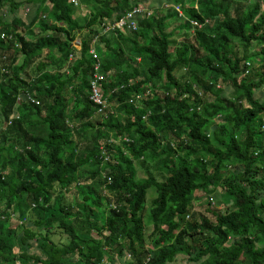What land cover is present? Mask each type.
<instances>
[{
  "label": "trees",
  "instance_id": "obj_1",
  "mask_svg": "<svg viewBox=\"0 0 264 264\" xmlns=\"http://www.w3.org/2000/svg\"><path fill=\"white\" fill-rule=\"evenodd\" d=\"M157 1L135 31L98 37L110 102L97 113L89 47L100 24L146 0H77L76 17L70 0H0L11 36L0 38V264H114L126 252L125 264H264V0ZM172 6L184 18L169 30ZM27 91L38 105L17 101ZM81 185L91 206L67 199ZM219 187L224 210H193ZM15 211L30 216L11 224Z\"/></svg>",
  "mask_w": 264,
  "mask_h": 264
},
{
  "label": "rangeland",
  "instance_id": "obj_2",
  "mask_svg": "<svg viewBox=\"0 0 264 264\" xmlns=\"http://www.w3.org/2000/svg\"><path fill=\"white\" fill-rule=\"evenodd\" d=\"M16 1H24V0H16ZM25 5V4H24ZM157 5H158V1L157 0H150V2L147 4V6L145 7V8H150V7H157ZM197 5H198V3H196V7H197ZM9 5L7 4L6 5V8H5V10L3 11V13H4V16H5V19H6V21L7 22H10L11 20H12V13L10 12V10H9V8H7ZM198 6H200V5H198ZM25 7H27V5H25V6H22V5H20V6H18V8H17V10H16V15H18L19 17H21V18H23V20H24V22H28L29 21V19H30V17H31V13H30V11H27V12H25ZM173 7V6H172ZM176 6H174L173 8H175ZM29 9H30V7H29ZM151 9V8H150ZM169 10V8H167V7H165V8H161V11H162V13H165L166 11H168ZM79 12H80V14L82 15V13L84 12H87V10H83L82 9V7H81V5H79V3H76V5H75V9L73 10V15H74V17H76V16H79ZM30 13V14H29ZM161 13V12H160ZM44 18H46L44 15H43V19ZM184 18V17H183ZM183 18H182V15H179L178 16V18H177V20H176V17H175V15H174V19L173 20H169L170 21V23H169V30L170 29H173V28H175V27H177V24H180V23H182V20H183ZM40 19H42V17L40 18ZM211 23V22H210ZM212 24V23H211ZM34 25H36V24H34ZM18 27H19V24H18ZM137 29V28H136ZM30 30L31 31H33V33H35L34 32V29H31L30 28ZM37 29H35V31H36ZM133 31H135V30H133ZM128 31H125V32H122V33H127ZM176 33L177 34H175L174 35V37H175V42H176V44H175V46L177 45V46H179L180 44H181V41L182 40H185L184 38L186 37V35L184 34V31L179 27V28H177V30H176ZM80 39V37L78 36L77 38H76V40H79ZM258 49H260V46H259V44H256L255 45V48H254V51H258ZM97 54H98V56H99V51L97 50ZM6 59V58H5ZM20 60H21V57L19 58ZM258 59V60H257ZM255 61H254V65H255V67H257V68H259V67H261L262 66V64L261 63H263L264 64V59L262 60V58H257ZM262 68V67H261ZM255 96L256 97H259V98H264V86L262 87V88H260V89H257L256 91H255ZM19 116V114H16V116ZM33 118V117H32ZM215 122L217 121L216 120V118H215V120H214ZM138 163V162H137ZM83 172V170H79V174H81V178H80V181L81 182H84V181H86V175L84 174V172ZM138 175H139V177H143V175H144V172H140L139 171V173H138ZM84 186V185H83ZM83 186L81 185L80 186V188H74L68 195H67V199L68 200H75V201H77L80 205H82V204H85V205H87V206H91L90 205V201L87 199V200H83L82 199V194H81V189L83 188ZM97 191H99V189H97ZM219 191H222V188L221 187H219L218 189H217V191H216V193H215V195H214V193L212 194V197L213 198H215V199H213V201H212V203L211 204H208V202H207V200H208V196L207 195H202V196H200L199 198H195L194 199V201H193V205H194V208H193V210H196V212H202L203 211V209L205 208V207H207V206H209L210 207V209L211 210H215V211H219V210H224L225 209V207H226V205L224 204L225 203V201H223V200H219L218 198H217V194L219 193ZM155 196V190H154V188L153 187H151V188H149V190H148V193H147V196H146V202H145V206L148 208V210H146V213H145V215H144V217H143V220H144V222H145V224H146V227H145V234L146 235H149V233L151 232V230H152V225L151 224H148V218H147V214H148V212H149V207H150V199L151 198H153ZM74 202V201H73ZM227 203V202H226ZM87 208V207H86ZM93 209V212H94V216L93 217H91V219L95 222V223H100V212H98V210L96 209V208H92ZM213 212V211H212ZM212 212H208V216L210 217V218H212V219H214L215 218V216H214V214H212ZM18 213H17V211H15L14 213H13V215H12V218H11V224H17V223H20L23 219H25V218H27V217H29V216H26V217H24L23 219H21V218H18ZM188 218V217H187ZM104 232H106V231H104ZM94 234H96V233H94ZM51 237L54 239V240H56V241H59V240H62L63 239V237H64V234H62V233H59L58 231H56V232H54L53 233V235H51ZM95 238V237H94ZM232 241H233V239L231 238L230 239V241H229V244H231L232 243ZM113 256H114V264H125L126 263V261L128 262V258L130 257L129 256V254L126 252L125 253V255H117L116 253H113L112 254ZM104 260L105 259H103L102 261H101V264H103L104 263ZM170 264H185V260L183 259V257L182 256H178L174 261H172Z\"/></svg>",
  "mask_w": 264,
  "mask_h": 264
},
{
  "label": "built area",
  "instance_id": "obj_3",
  "mask_svg": "<svg viewBox=\"0 0 264 264\" xmlns=\"http://www.w3.org/2000/svg\"><path fill=\"white\" fill-rule=\"evenodd\" d=\"M74 4L77 3V0H71ZM175 10L178 11L179 15L181 14V11L175 7ZM145 13L146 15H149L151 13L150 8H145L143 4L138 3L132 9L127 10L122 14L119 18L114 19L112 21H105L102 24H100V32L94 37L92 44L89 48V53L92 56L93 59V66H92V74L89 79V99L100 108V111H103V109L106 107V101L107 99L103 97V86L102 81H105V75L101 71V61L98 57V54L93 46L94 42L97 41L98 37L104 34H109L110 32H113L114 34H117V30L121 32L125 31H133L137 28V17L139 14ZM189 23L193 26H200V24L195 20H189ZM10 36H6L5 33H0V38L5 39ZM76 46L79 47V44H76ZM248 67L251 66V63L249 61L246 62ZM248 71V69L246 70ZM26 97L29 98L33 103L38 104L39 101L35 98H31L32 96L29 94H26ZM130 102L133 100L130 99ZM264 128V126H263ZM188 217V216H187Z\"/></svg>",
  "mask_w": 264,
  "mask_h": 264
},
{
  "label": "clouds",
  "instance_id": "obj_4",
  "mask_svg": "<svg viewBox=\"0 0 264 264\" xmlns=\"http://www.w3.org/2000/svg\"><path fill=\"white\" fill-rule=\"evenodd\" d=\"M70 2H71V0H70ZM146 2H147V4L150 2V0H146ZM31 9H29V6H27V7H25V12H27V11H30ZM45 16V15H44ZM31 17H32V14H31ZM31 17H30V19H31ZM40 20V19H39ZM101 35V34H100ZM10 36V35H9ZM78 37V36H77ZM76 37V38H77ZM7 38H11V36L10 37H7ZM76 38L74 39V41L72 42V44H73V46L76 48V50H79L80 48H81V39H79V40H76ZM4 39V38H3ZM94 39V38H93ZM95 43L96 42H94V44H93V46H94V48H95ZM76 44H79V47L78 46H76ZM92 44V43H91ZM91 46V45H90ZM90 48V47H89ZM95 50H96V48H95ZM96 52H97V50H96ZM69 57L71 58V57H73V55H71V54H69ZM99 58H100V61H101V57H100V55L98 56ZM250 62V61H249ZM251 63V65H253L252 64V62H250ZM101 64H102V61H101ZM248 67V66H247ZM249 68V67H248ZM54 70V69H53ZM53 70H50V71H53ZM249 71V70H248ZM44 72V71H43ZM43 72H41L40 74H43ZM92 74V73H91ZM91 74H90V76H91ZM102 86H103V84H102ZM89 89H90V85H89ZM26 94H28V96H29V94L32 96L31 98H35V99H37L38 101H39V103H40V98H38L37 96H36V92L35 91H32V92H30V91H27V92H25L24 94H19L18 96H17V101H19V100H22V99H29V98H27L26 97ZM103 97L104 98H106L107 99V101H106V105H107V103H109L110 101L108 100V97H107V95H104V91H103ZM38 103V104H39ZM18 104V103H17ZM33 104H36V103H33ZM38 104H36V105H38ZM93 105L97 108L96 109V112L98 113V112H105L104 110L103 111H100V108L97 106V105H95L94 103H93ZM15 114H18V112H15ZM100 115H102V116H104L103 114H101L100 113ZM105 118H106V116H104ZM14 118H18V115L16 116H10V118L7 120V124H10L13 120H14Z\"/></svg>",
  "mask_w": 264,
  "mask_h": 264
},
{
  "label": "crops",
  "instance_id": "obj_5",
  "mask_svg": "<svg viewBox=\"0 0 264 264\" xmlns=\"http://www.w3.org/2000/svg\"><path fill=\"white\" fill-rule=\"evenodd\" d=\"M30 13L33 15V13H32V9L30 10ZM29 13V14H30ZM31 29H34V32H38L39 31V26H38V24H36V25H32L31 26ZM35 29H37L36 31H35ZM114 35H116V34H114ZM100 52H102V48L100 47ZM103 53V52H102ZM111 99H112V97H111Z\"/></svg>",
  "mask_w": 264,
  "mask_h": 264
}]
</instances>
